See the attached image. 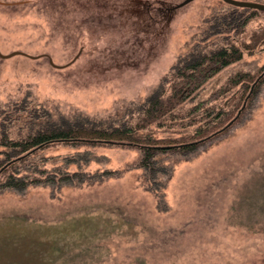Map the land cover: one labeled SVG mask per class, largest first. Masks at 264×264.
Returning a JSON list of instances; mask_svg holds the SVG:
<instances>
[{"label":"rangeland","instance_id":"374dc122","mask_svg":"<svg viewBox=\"0 0 264 264\" xmlns=\"http://www.w3.org/2000/svg\"><path fill=\"white\" fill-rule=\"evenodd\" d=\"M0 1V52L35 56H0V129L14 106L40 108L54 121L126 119L210 22L253 13L222 0L177 8L182 0ZM260 22L263 14L220 40L247 41ZM237 72L254 81L264 72V41L183 107L208 100ZM253 82L207 106L237 103L234 117ZM11 125L13 134L24 130L22 118ZM193 127L152 125L144 133ZM142 157L136 146L57 142L16 166L15 175L40 181L6 188L9 171L0 174V264H264V80L239 117L194 150L160 153L146 172L137 167Z\"/></svg>","mask_w":264,"mask_h":264},{"label":"trees","instance_id":"16d2710c","mask_svg":"<svg viewBox=\"0 0 264 264\" xmlns=\"http://www.w3.org/2000/svg\"><path fill=\"white\" fill-rule=\"evenodd\" d=\"M250 10L253 13L244 17L239 15L233 18L226 13L210 22L209 27L204 29L203 36L196 41L190 52L170 68L154 92L136 108H132V113H129L126 119L106 120L100 123L98 121L93 123L70 122L63 118L54 121L40 108L23 106L20 109L14 106L10 113L2 117V120L6 122L0 129V148H4L0 161V174L9 171L1 187L22 189L33 182L40 181V177L35 174L15 175L18 171L16 166L33 155L37 149L57 142L72 145L136 146L143 152V157L137 163V167L143 168L146 172L154 169L156 159L153 157L156 155L170 151L177 153L192 151L205 139L215 136L216 134L210 135L233 119L234 112L239 106L234 103L232 110L216 111V107L210 109L207 102L218 98L239 84L247 83L246 88H248V83L254 81L249 72H237L227 78L208 100H201L186 108L183 106L192 100L193 95L209 78L223 67L239 60L244 51L253 53L256 47L264 41V22L257 25L247 41L242 38L240 42L235 41L234 38H238L239 35L237 37L225 35L226 39L222 37L223 41L220 40V34H227L231 30L234 31V35L244 33L247 24L255 16L264 15V11ZM212 16L217 17L218 14ZM262 80H264V74L258 80L257 85ZM20 118L23 119L24 130H16L13 134L12 125L9 126V122L13 123ZM203 119L206 121L201 122ZM152 125L166 126L169 129L170 127L187 128L192 125L194 127L189 132L186 129L184 131L169 130L168 136L156 137L150 133H144ZM12 169L14 173L12 171L10 173Z\"/></svg>","mask_w":264,"mask_h":264},{"label":"water","instance_id":"95a60500","mask_svg":"<svg viewBox=\"0 0 264 264\" xmlns=\"http://www.w3.org/2000/svg\"><path fill=\"white\" fill-rule=\"evenodd\" d=\"M190 1L192 0H182L180 3L176 4L174 7L177 8V7H180V6H183L187 3H189ZM224 1L225 3L227 4H230V5H233V6H236V7H241V8H249V9H254V10H259V11H264V3L263 2H258V1H252V0H222ZM0 4H4V2L0 1ZM16 54H22V55H26V56H29V57H35L33 55H30L28 53H25L23 51H12L8 54H3L0 52V56L3 57V58H8V57H11V56H14ZM49 62L52 66L54 67H61L63 65H57L53 62L52 58L49 57ZM264 74L261 73L256 79L255 81L253 82L252 86H251V89H250V92L248 93V95L246 96L245 98V101L246 99L249 97L254 85L258 82V80L261 78V76ZM245 101L242 105V107L237 111L236 115L233 117V119H231L228 123H226L222 128L218 129L216 132L212 133L210 136L212 135H215L219 132H221L222 130H224L226 127H228L240 114L241 110L243 109L244 107V104H245ZM209 137V136H208ZM207 138V137H206Z\"/></svg>","mask_w":264,"mask_h":264}]
</instances>
